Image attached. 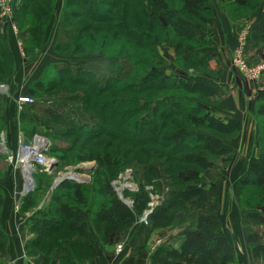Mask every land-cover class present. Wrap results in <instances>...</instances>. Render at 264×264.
I'll return each mask as SVG.
<instances>
[{
    "label": "trees",
    "instance_id": "trees-1",
    "mask_svg": "<svg viewBox=\"0 0 264 264\" xmlns=\"http://www.w3.org/2000/svg\"><path fill=\"white\" fill-rule=\"evenodd\" d=\"M208 1L64 0L54 44L56 50L79 54L84 51V44L88 42L86 35L89 34L90 38L99 39L100 46H96V50L104 54L88 64L107 60L108 66L97 72L75 64V73L63 68L60 75L49 81L50 86L46 87L43 80H36L28 90L30 97L51 93V87H59L62 92L75 90L73 99L82 100L80 110L87 113L92 122L96 121L90 125L91 129L84 130L82 126L85 124L80 125L67 112L65 116L69 121L66 123L51 118V109L44 111L49 114L51 122L60 126L58 129L50 128L51 134L47 137L52 144L47 149L48 153L45 151L59 158L57 168L64 161L68 164L95 161L97 167L110 172L97 188L104 195V200L93 213L95 231L103 245L115 243L120 230L131 227L138 216L150 208L146 220L152 231L174 226L175 222L181 225L177 247L160 244L150 251L142 246L137 257L124 264H238L233 245L221 227L218 200L216 196H205L200 183L204 179V171L213 165L214 160L232 162L226 141L237 135L240 123L234 119L218 118L212 112L209 103L215 95L210 87L189 82L188 75L159 71L160 63L155 62L153 47L157 31L162 30L178 39L174 48L179 51L182 64L196 73L206 71L207 54L193 52L187 56L182 52L191 47L189 40L194 37L180 24L172 8L178 9L194 23L206 26ZM262 2L226 0L225 6L231 17H248ZM53 6V0H16L14 15L19 32H23L28 54L40 48ZM123 38L132 44H126ZM12 67V54L0 32V83H7ZM77 91L81 95L78 96ZM114 91L124 95L105 98ZM144 91L157 96H141ZM1 101L0 94V111ZM57 102H54V107L58 106ZM255 114L261 117L258 147L262 158L246 168L237 180L234 192L246 244L254 261L250 264H258L256 261L264 263V103L258 105ZM23 118L41 127L48 124L47 119L41 121L24 112L21 114ZM22 127V132L31 134L35 131L33 126ZM118 128L120 136L116 131ZM58 138L71 139L67 140L71 142L62 148ZM129 140L136 142L130 144ZM62 149L66 150L59 153ZM124 168L142 170L154 192L168 189L167 197L150 207V192L138 181L137 191L131 193L130 204L124 203L109 182L111 175ZM35 169L42 168L36 166ZM94 181L96 184L101 182L100 178ZM87 187L85 182L63 180L52 189L47 200L43 201L47 205L32 214L27 226L33 235L26 241L29 256H37L41 264H56L50 258L61 249V241L78 238L73 244L74 261L71 256L64 255L57 264H76V261L95 257L92 245L84 241L89 235L83 212L87 206ZM39 190L40 187L35 189L36 192ZM33 191L22 199V206L28 210L35 207L38 199ZM124 191L125 197L128 192ZM2 203L3 193L0 191V210ZM180 212L187 218L180 217ZM186 219L193 224L184 226L188 222ZM5 237L0 227V264H4L6 256Z\"/></svg>",
    "mask_w": 264,
    "mask_h": 264
},
{
    "label": "crops",
    "instance_id": "crops-1",
    "mask_svg": "<svg viewBox=\"0 0 264 264\" xmlns=\"http://www.w3.org/2000/svg\"><path fill=\"white\" fill-rule=\"evenodd\" d=\"M60 6L61 0H56L55 10H60ZM53 16L56 17V12L53 13ZM49 22L47 32L51 34L54 18ZM180 24L189 30L195 40L199 41V45L183 49V53L187 56L193 52L199 55H210L206 62V71L189 76V82L201 83L214 91L215 101L210 105V109L218 118L234 119L240 123L237 135L226 141L231 150L232 162L229 164L222 160H216L204 172V181L205 188L208 190L206 194L216 196L218 200L221 227L226 238L233 245L237 263L250 264L254 261L251 259L250 250L246 244L245 233L233 196L236 182L246 168L262 158L258 147L261 126L255 112L258 105L264 103V73L258 81L245 83L231 68L229 56L240 33L244 34L245 54L250 63H254L264 56V0L260 7L248 16L246 23L232 22L224 9L216 6L206 26H198L185 21H180ZM12 33L7 34V39L15 55V72L12 80L6 85L10 98L5 100L1 119L4 125L5 139L9 143L10 149L15 151L22 130L19 128L18 113L14 104H17L19 97L24 96V92L31 86L33 80L40 77L45 66L58 56L51 52L49 47L51 44L46 39L42 44V51L37 54L38 56L34 59L26 56L25 62H23L16 49V45L18 46L17 36L14 33L15 36H13ZM164 67L163 71L165 69L169 70L167 72L176 71L169 66ZM217 99L220 100L217 101ZM24 178L23 168L11 170L7 165L0 171V191L3 193L0 226L6 235L4 264H41L37 256H29L26 253V241L33 236L27 230V226L32 220V214L27 211H16L25 195ZM50 190H52L51 187ZM156 231L148 229V232H144L141 236L138 233L135 235L127 233L124 242L117 241L107 246L102 245L94 234L89 232L88 238L84 241H88L95 247V257L76 261V264H124L134 255L132 249H137L151 240L154 244L153 249L160 244H166L169 247L178 246V233L181 228L174 232L159 231L158 234ZM93 236L96 241H93ZM77 240L78 238L63 239L61 249L55 251L50 259L57 264L64 255H67L71 256L74 261L72 250L75 249L73 244ZM117 245H121L120 251L116 250ZM72 260L70 259V262ZM66 262L61 261L60 263ZM256 263L264 264L261 261H256Z\"/></svg>",
    "mask_w": 264,
    "mask_h": 264
},
{
    "label": "rangeland",
    "instance_id": "rangeland-1",
    "mask_svg": "<svg viewBox=\"0 0 264 264\" xmlns=\"http://www.w3.org/2000/svg\"><path fill=\"white\" fill-rule=\"evenodd\" d=\"M53 1H54V6H53V12H52L50 20H52L54 18V26H53L51 34H50L49 32H47V29H48V26H49V23H50V22H48V24H47V26H46V28L44 30V33H43L42 44L45 42L46 39H48V42H50V44H51L49 46L51 52L55 53V55L58 56V57H56V59H54L52 62H50L49 64H47L45 66V68L43 69V71L40 74V77H38L37 79L33 80V82H35L36 80H43L46 87L51 85L50 82H49L51 79H53L54 77H57L58 75H60V70H62L63 68H69L70 69L69 71L71 73H75V64H79V65L83 66V68H85V66H86V67H88L89 69H91L93 71L97 70V72H100V69L103 70L104 68H106L108 66V61L107 60H104L101 63L98 62V63H95V64H88L91 61H95V60L101 58L103 56V54H104L103 52H101V50H99V49L96 50L97 47L100 46V41H98L99 39H96V38L94 39V37H92V36H91L92 38H90L89 34L86 35V38H88L86 41H88V42L84 44V46H85L84 51L79 53V54L76 53V55H72V54H68V53H61V52H58L56 50L54 44L56 42L57 35H58L57 33L59 31L58 30V22H59L60 14H61V11H62V6L64 5V0H61V6L59 8L60 10H57V11L55 10L56 0H53ZM173 2L174 1H172V3ZM225 5H226V0H209L208 1V7H209V17H208V19L212 15L214 7L220 6V8L224 9V11L226 12L227 16L230 18V20L232 22H236V24H237V23H246L248 21V17H245L243 15H241L239 17H231V16H229L228 12L226 11L227 8H226ZM172 9H173L174 15L177 17L179 22L180 21L181 22L185 21V22H188V23H193L194 25H198V24L194 23L193 21H191V20L187 19L186 17H184V15H182L179 12L178 9H176L174 7ZM55 12H56V17L53 16V13H55ZM13 21L15 22L16 27H17V33L15 34L17 36L16 39L20 40L19 42L22 45L21 48L16 45L18 56L22 59L23 62H25L26 56L27 57H31L32 59L36 58L38 56L37 54H39V52L42 51V48H43L42 44H41L40 48L37 50V52L35 51V53H33V54L31 52H29V54H28L26 49H25V44H24V41H23V32H21V33L19 32L17 19H16L15 15H13ZM132 24H130V26H133ZM198 26H201V25H198ZM156 29H158V28L156 27ZM158 30H161V29H158ZM0 32L4 36V38H5L6 42H7V46L9 48V50H10V52L12 54V58H13L12 74L8 78V81H7V83H8L9 81L12 80L11 78L14 75V72H15V60H14V56L15 55H14V51H12V49L10 47V44L8 42V39H7V34L10 33V32L12 33V31H10V29L8 28V26L5 23H1L0 22ZM15 35L13 34V36H15ZM100 39L102 40L101 37H100ZM177 40L178 39L175 36L166 35L162 30L159 31V32L157 31L156 44H154L153 47L155 48V55H156L155 56V60H156L155 62L160 63L158 65V70L163 72L164 74L165 73H170V72H167V71H169L168 69H165L164 71L162 69L164 66H169V68H172V69L176 70L174 72H177L180 76H187V75L188 76H192L193 74H196V72L193 69H191V68H187L179 60V58H180L179 57V53H178L179 51H176L175 48H174L175 47V42ZM122 41H124L126 44H132V43H127L125 38H123ZM244 41L245 40H243L242 43H245ZM237 43H238V41L233 46V48L231 50V53H230V56H229L230 66H231V59H232V56H233V53H234V49H235ZM189 44H190L191 47H195V46L199 45V41H197V40H195L193 38V39L189 40ZM208 56H210V55H208ZM263 57L264 56L259 58L257 61H259ZM119 58L121 59L120 56H119ZM248 63H250V62L248 61ZM250 64H253V63H250ZM67 65L70 66V67H67ZM164 68H166V67H164ZM86 70H88V69H86ZM124 70H127V67ZM233 71L235 72L236 75H238L240 78H242L241 74H239L235 69H233ZM97 72H96V74L99 75ZM242 80L245 83H251V82L245 81L243 78H242ZM7 83H0V85H7ZM32 85L33 84H31V86L27 88V91L24 92V94H23L24 96L25 95L29 96L28 95V90L32 87ZM51 88H53V91L51 93L44 94V95H41V96H38V97H31L32 100H33L32 102L21 103V104L17 103L16 105L14 104V107L16 108V112L18 113L17 120H18V123H19V128L23 129L22 126H24V125L26 126V128H30L31 126H33L35 128V131H33V133H31V134L28 131H26V130H25L26 132H23V133L20 131V135H19V138H18V141H17V145H18L19 142L30 143V142L33 141V139L36 138V136H41V137H44V138L47 139V145H46V148H45V151L47 152V149L49 147H51V144H52V142L47 137V136H49L51 134V131H49L50 128L58 129V127H60V126L57 125V123L54 124L53 122H51L50 119L51 118H57L59 121L67 123L69 120L65 116L66 112L68 114H71L70 116H72V117L74 116L80 122V125L85 124V125L82 126V128L84 130L91 129L90 125L92 123L96 122V121L92 122L91 119L88 118L89 115L87 113H84L83 111L80 110L82 108V100L79 99V98H78V100L77 99H73L74 95H72V93H75L74 92L75 90H72L71 92H62L59 89V87H56V88L51 87ZM8 91H9L8 88H7V92H3V90H0V94L2 95V101H1L2 103H1V111H0V122L2 124V130L0 132V149L3 151V154L0 153V168H1L0 171H2L3 168L6 167L7 165H9L11 170H16L17 169V168H15L14 162L13 161H9V159H8V156L10 154L14 153L15 151H13V149H10L9 143L5 139V134L3 133L4 125H3V122H2V119H1V116H2L3 111H4L5 100L10 98L8 96ZM76 93L78 94V96L81 95L80 91H77ZM108 93H110V92H108ZM108 93H106V94H108ZM148 94L151 97H153V98L155 96H157V94H152V93H150V91L142 92L141 96H147ZM117 95L123 96L124 93L123 92L114 91V92H112V95L108 94L105 98H107V97L111 98V97L117 96ZM104 96H103V98H104ZM126 96H127V94H126ZM126 96H124V97H126ZM219 100L220 99H217V101H219ZM55 101H58L57 103H59V104H58V106L54 107V102ZM214 101H215V98H211V102L209 103V105L213 104ZM48 109H51L53 111L51 113V115H50L51 118L49 117V114L44 112V111H46ZM74 109H76L77 111L75 112ZM23 112L26 115L30 114V115H32L33 118H37L38 120L40 119L41 121H44L45 119H47L46 122L49 125L45 124V125H43L41 127V126H37L34 123V121H32V120L28 121V120H26L24 118L21 119V114ZM199 114H201V113H199ZM137 116H135V117H137ZM132 119H134V117ZM260 119H261V117H259L257 119L258 123H260ZM20 125H21V127H20ZM116 131H117V134H119V136H120L119 128ZM57 140L59 142L58 144L60 146H62V148H65L67 146V143L71 142V141H69V142L67 141V140H71V139L58 138ZM191 140H193V139H191ZM129 141L131 142V143L128 142L130 144L136 142V141H131V140H129ZM45 143L46 142L44 140L43 147L45 146ZM77 145H80V142H77ZM119 147L122 148L123 150H126L125 147H122L121 145H119ZM129 147H131V145H129ZM65 150L66 149H62V150H59L58 152L59 153H64ZM48 156L54 157L55 160L57 161V165H58V163H59V158L58 157H55L54 155H48ZM218 160H220V159H218ZM215 161L216 160H214V162ZM217 164H220V163H217ZM57 165L55 167H53L50 171L43 170V169H39V170L37 169L36 170L35 168H34V170L32 169L31 178H32V182H33V187L31 188V190H29L25 194H27V193H29V192H31L33 190L35 191V189L37 187H40V190L38 192H36V191L34 192L33 191L34 194L36 195V197L38 198L36 200V205H35V207L33 209L31 208V209L28 210L25 206H22V202H21V204L16 208V211H20V212L27 211L29 214H33L37 209L40 210V208H42L45 205H47L46 203H44L45 204L44 205L43 201L45 202L47 200V197L51 194L52 190H50V187L52 186L53 181L58 177L59 174H62L64 172H66L67 170H71V169H73V168H75L77 166H80V165L93 166V169L91 171H84V172L79 171L78 172V176L80 178L84 179L85 183L88 184V187H87L88 188L87 189L88 190V192H87L88 193L87 194V206L83 210V212L85 214V217H86L87 225H88V231L90 233L94 234V236L98 239V241L101 242L99 236L96 234V231H95L96 222L94 221L93 213L95 212V210H97L99 208L100 203L104 200V195H102L98 191L97 188L100 186V184H102L103 180H105V176L108 173H110V172L107 171L105 168L97 167L95 161H84V162H80V163H76V164L75 163L68 164L66 161H64V162H62V164H60L59 168H57ZM222 165L224 167H226L224 164H222ZM44 173H45V176L43 175ZM128 175H130V177H131L130 179L127 178ZM203 175H204V173H203ZM95 178L97 180L100 178L101 182L96 184V182L94 181ZM146 178H147L146 174H144V172L142 170H137L136 171V170H132L131 168H124L123 170L118 171V172L114 173L113 175H111V177H109V179H110L109 182L111 183V185L113 186V188H114V190L116 191L117 194H118V192H117L116 188L122 186L121 187L122 188V191H121L122 197H121V199L122 200L125 199V200L129 201V203L131 202V196L133 194L132 192L137 191L138 181L142 182L143 185L145 186V189L150 192V199H151L150 200V205H151L150 207H152V206H154L155 204H158V202L164 200V198L167 197V192H168L167 190L168 189L164 188V191H161V192L156 191V192H154V188H152L151 184H148L146 182V180H147ZM127 185L129 187H127ZM200 188H201L203 194L205 196L209 197V195L206 194V191H208V190L205 188L204 179H203L202 183H200ZM124 190L126 192H128L125 195V197L123 195V191ZM234 192H235V189H234ZM64 200H67V198L66 199L64 198ZM71 204H73V203L71 202ZM0 213H1V210H0ZM178 215L180 217H182V218H187V215L185 213L180 212V213H178ZM142 216H138L136 222L131 227H128V228L123 227L120 230L119 234H118V239L116 240V242L117 241H119V242L123 241L124 242V237L126 236L127 233H131V234L133 233V235L138 233L139 236H141V234H143L144 232H148V229L151 230L150 226L148 224H145L144 221L142 220ZM187 221L188 222H186L184 226H191V224H193L190 219L187 220ZM134 225H136V226L134 227ZM172 225H174V226L166 227V228H163V229H157V231H156L157 234L159 233V231L168 230V231H173L174 232L176 229L181 228V225L178 224L177 222H175ZM94 236H93V241H96ZM152 243H153V240H151L150 242L147 241L146 243L142 244L140 247L144 246V247L148 248L150 251H152L153 250V245H154ZM92 247L95 250V247L93 245H92ZM140 247H138L137 249H132V250H134V252H133L134 255L131 258L137 257V251H138V249Z\"/></svg>",
    "mask_w": 264,
    "mask_h": 264
},
{
    "label": "built area",
    "instance_id": "built-area-1",
    "mask_svg": "<svg viewBox=\"0 0 264 264\" xmlns=\"http://www.w3.org/2000/svg\"><path fill=\"white\" fill-rule=\"evenodd\" d=\"M15 4L16 0H0V22L5 23L14 34L17 33V27L13 21ZM243 37L244 34L240 33L238 37V43L234 49L231 59V67L241 74L245 81L256 82L264 73V57L253 64L248 63L245 54L244 43H242ZM19 41L20 40H18V47L21 48L22 45ZM32 101L33 100L30 96H21L17 99V103L20 104ZM43 142L44 140L42 138L37 137L30 143L19 142L15 152L8 156L9 161H13L15 168L17 169L24 168V165L27 164V166H30V168L34 170L36 166L47 163L48 160H55L54 157H50L46 154L45 149H43ZM27 185L28 184H26L25 189L28 188ZM150 210L151 208L146 210L142 216V220L145 224H147L146 216ZM116 250L120 251L121 245H117Z\"/></svg>",
    "mask_w": 264,
    "mask_h": 264
},
{
    "label": "water",
    "instance_id": "water-1",
    "mask_svg": "<svg viewBox=\"0 0 264 264\" xmlns=\"http://www.w3.org/2000/svg\"><path fill=\"white\" fill-rule=\"evenodd\" d=\"M0 90H3V92H7V86L6 85H0ZM37 138H42L43 140H45V146L43 147V149L46 148L47 145V139L41 136H36ZM0 153L3 154V151L0 149ZM57 165V161L56 160H48L47 163L41 164L40 167H42V169H46L47 171H50L53 167H55ZM93 169V166H86V165H80L77 166L71 170H67L66 172L59 174L58 177L53 181L51 189H53V187H55L56 185H58L61 181L63 180H71V181H75V182H85L84 179L80 178L78 176V172L79 171H91ZM31 170H29L26 175H28L30 177V183L27 185V189H25L24 191L27 192L29 190H31V188L33 187V182H32V178H31ZM128 179H130V175L127 176ZM122 187V186H121ZM118 187L116 188L117 192H118V196L121 198L122 194V188ZM127 187H129L127 185ZM135 187V186H134ZM124 203L126 204H130L129 201L127 200H123Z\"/></svg>",
    "mask_w": 264,
    "mask_h": 264
},
{
    "label": "bare ground",
    "instance_id": "bare-ground-1",
    "mask_svg": "<svg viewBox=\"0 0 264 264\" xmlns=\"http://www.w3.org/2000/svg\"><path fill=\"white\" fill-rule=\"evenodd\" d=\"M29 170H31V168H30V166H27V164L26 165H24V168H23V172H24V180H25V183L26 184H29L30 183V177L28 176V175H26V173L29 171ZM26 186V185H25Z\"/></svg>",
    "mask_w": 264,
    "mask_h": 264
}]
</instances>
